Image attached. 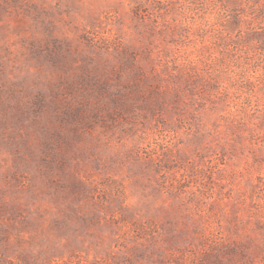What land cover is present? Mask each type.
I'll return each mask as SVG.
<instances>
[{"label":"rangeland","instance_id":"rangeland-1","mask_svg":"<svg viewBox=\"0 0 264 264\" xmlns=\"http://www.w3.org/2000/svg\"><path fill=\"white\" fill-rule=\"evenodd\" d=\"M0 264H264V0H0Z\"/></svg>","mask_w":264,"mask_h":264},{"label":"trees","instance_id":"trees-1","mask_svg":"<svg viewBox=\"0 0 264 264\" xmlns=\"http://www.w3.org/2000/svg\"><path fill=\"white\" fill-rule=\"evenodd\" d=\"M193 3V2H192Z\"/></svg>","mask_w":264,"mask_h":264}]
</instances>
